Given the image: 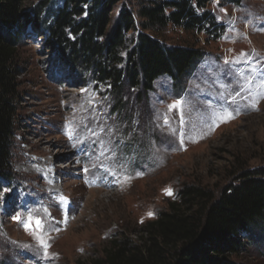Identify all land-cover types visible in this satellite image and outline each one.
Instances as JSON below:
<instances>
[{
  "label": "rangeland",
  "instance_id": "obj_1",
  "mask_svg": "<svg viewBox=\"0 0 264 264\" xmlns=\"http://www.w3.org/2000/svg\"><path fill=\"white\" fill-rule=\"evenodd\" d=\"M146 1L119 0L112 11L108 29L121 7L134 15L122 54L146 32L198 48L201 57L177 81L158 77L145 94L128 86L118 94L50 46L48 13L61 0L22 1L39 23L24 26L17 48L10 180L0 176V264H93L113 240L139 241L184 186L219 194L240 171L264 169V0H212L217 37L172 24L143 29L138 10ZM36 159L49 161L58 192L27 173ZM29 214L44 221L46 254L23 226ZM258 236L249 244L244 236L236 264H264Z\"/></svg>",
  "mask_w": 264,
  "mask_h": 264
},
{
  "label": "trees",
  "instance_id": "obj_2",
  "mask_svg": "<svg viewBox=\"0 0 264 264\" xmlns=\"http://www.w3.org/2000/svg\"><path fill=\"white\" fill-rule=\"evenodd\" d=\"M23 0H0V176L10 180L11 138L18 104L17 48L24 26L38 21L23 11ZM49 12L50 46L77 67H87L119 94L123 86L145 94L154 81H177L201 57L198 48L167 45L146 32L137 34L124 51L125 36L134 28V15L121 7L108 29L119 0H61ZM212 0H147L138 16L143 29L168 24L187 32L219 35L222 27L207 8ZM35 13H39L35 12ZM70 35V36H69ZM264 233V169L240 171L219 193L202 185H186L166 210L140 230L139 241L121 237L111 242L93 264H236L247 243ZM246 236V243L244 241Z\"/></svg>",
  "mask_w": 264,
  "mask_h": 264
},
{
  "label": "snow or ice",
  "instance_id": "obj_3",
  "mask_svg": "<svg viewBox=\"0 0 264 264\" xmlns=\"http://www.w3.org/2000/svg\"><path fill=\"white\" fill-rule=\"evenodd\" d=\"M225 63L226 64H228V63H239V61H231L230 62L228 60H225ZM257 103H258V100L254 101L253 107H255V104H257ZM180 106H181V101L178 100L173 105H170L169 108L171 110V109L179 108ZM230 118H232V116H231V114H228L224 118L225 122H226L227 119H230ZM85 171H88V169L86 168ZM165 193L168 196H173L174 195L172 189H170V188L166 189ZM148 215L152 216V215H154V213L149 212ZM13 219L15 221H17V222L21 221V217L20 216H14ZM23 226H24L26 231H29L33 235L37 236V239L40 241L41 247H43L45 249V254H46V249H47L48 245H46L44 243L43 239H41V237L43 235L44 228H45V224H44L43 219L41 217H39V216H33V215L29 214L28 217H27V220H26V222H24ZM38 233H39V235H37Z\"/></svg>",
  "mask_w": 264,
  "mask_h": 264
},
{
  "label": "bare ground",
  "instance_id": "obj_4",
  "mask_svg": "<svg viewBox=\"0 0 264 264\" xmlns=\"http://www.w3.org/2000/svg\"><path fill=\"white\" fill-rule=\"evenodd\" d=\"M34 164L31 167H29V170L27 173H29L32 177H44L45 178V184L48 186V190L50 192H58L60 188L57 186L54 187L51 184L54 183V181H51V175L50 172L51 170L49 169V161L45 159H36L34 162H30V164ZM75 223L74 221L70 223L71 225Z\"/></svg>",
  "mask_w": 264,
  "mask_h": 264
}]
</instances>
